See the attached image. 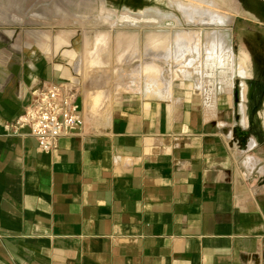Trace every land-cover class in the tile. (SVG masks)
<instances>
[{
	"label": "crops",
	"instance_id": "obj_1",
	"mask_svg": "<svg viewBox=\"0 0 264 264\" xmlns=\"http://www.w3.org/2000/svg\"><path fill=\"white\" fill-rule=\"evenodd\" d=\"M8 10L0 264H264V24L251 22L260 48L242 33L239 60L214 63L223 80L211 90L180 84L95 115L78 98L80 131L43 153L28 129L4 125L33 92L72 84L62 53L77 52L75 36L56 31L60 19Z\"/></svg>",
	"mask_w": 264,
	"mask_h": 264
},
{
	"label": "rangeland",
	"instance_id": "obj_2",
	"mask_svg": "<svg viewBox=\"0 0 264 264\" xmlns=\"http://www.w3.org/2000/svg\"><path fill=\"white\" fill-rule=\"evenodd\" d=\"M12 3L15 14L60 19L56 31L74 34L77 52L62 53L63 68L93 115L180 84L211 90L223 80L216 57L239 60L246 26L264 24V0H0V15Z\"/></svg>",
	"mask_w": 264,
	"mask_h": 264
},
{
	"label": "built area",
	"instance_id": "obj_3",
	"mask_svg": "<svg viewBox=\"0 0 264 264\" xmlns=\"http://www.w3.org/2000/svg\"><path fill=\"white\" fill-rule=\"evenodd\" d=\"M32 102L12 122L6 123L7 132L18 133L28 129L39 149L50 153L56 149L57 140L80 131L83 118L78 94L71 83L52 84L32 93Z\"/></svg>",
	"mask_w": 264,
	"mask_h": 264
},
{
	"label": "flooded vegetation",
	"instance_id": "obj_4",
	"mask_svg": "<svg viewBox=\"0 0 264 264\" xmlns=\"http://www.w3.org/2000/svg\"><path fill=\"white\" fill-rule=\"evenodd\" d=\"M246 24V23H245ZM263 31V30H262ZM244 33H246V34H248V36H245V38L246 39H249V40H251L252 42H254L255 44L257 43V45L259 46L260 45V41H259V39H260V37H261V32H259L258 30H256L255 29V27H252V26H246V32H244ZM245 39V40H246ZM259 48H260V46H259ZM255 94V93H254ZM250 97L248 96V99H249ZM252 102H253V100H252Z\"/></svg>",
	"mask_w": 264,
	"mask_h": 264
},
{
	"label": "bare ground",
	"instance_id": "obj_5",
	"mask_svg": "<svg viewBox=\"0 0 264 264\" xmlns=\"http://www.w3.org/2000/svg\"><path fill=\"white\" fill-rule=\"evenodd\" d=\"M216 59H217V61H218V64L221 66L222 65V63L224 62V60H221V57H219V59H218V57H216ZM152 66H147L146 67V69H150ZM153 71V69H151V72ZM248 96V91L246 90V88H245V90L243 91V97L244 98H246Z\"/></svg>",
	"mask_w": 264,
	"mask_h": 264
}]
</instances>
